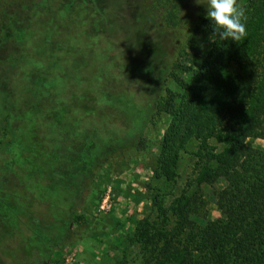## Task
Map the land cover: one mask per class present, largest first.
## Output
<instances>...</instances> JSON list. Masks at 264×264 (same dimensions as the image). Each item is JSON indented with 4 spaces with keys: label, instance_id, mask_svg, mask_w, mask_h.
I'll use <instances>...</instances> for the list:
<instances>
[{
    "label": "trees",
    "instance_id": "1",
    "mask_svg": "<svg viewBox=\"0 0 264 264\" xmlns=\"http://www.w3.org/2000/svg\"><path fill=\"white\" fill-rule=\"evenodd\" d=\"M77 1L72 0L74 7ZM91 2V15L99 14L97 19L105 22L115 73L143 87L139 102L125 94L130 107L126 116L136 126L128 134L123 128H101L105 140L92 138L89 161L70 166L72 170L60 164L63 158L48 161L45 174L65 168L57 177L74 189L72 204L54 220L32 190L30 195L4 187L10 172L22 179L25 164L36 158L21 147L15 123L25 118L6 99L7 107L0 111V211L6 208L13 218L9 223L0 216V264H9V259L17 260L15 264H58L63 248L77 243L75 226L97 206L81 197L88 171L95 175L115 154L130 156L132 163L155 155L153 176L172 183L180 153L190 142L195 143L196 161L189 185L195 190H182L167 201L151 186V211L131 221L125 234L137 250L113 264H264V148L247 144L249 138L264 140V0H238L247 15L244 40L211 41L201 57L189 62L184 57L195 36L213 34L204 5H195V0H105L103 9L98 0ZM120 32L122 47L116 43ZM168 42L174 56L168 54ZM19 59L12 55L11 66ZM1 79L0 73L2 84ZM108 96L109 108L117 113L111 107L114 95ZM92 130L97 131L94 124ZM217 183L222 185L215 187ZM203 185L213 187L217 217L210 216ZM26 195L27 205L23 201L16 209L15 199Z\"/></svg>",
    "mask_w": 264,
    "mask_h": 264
},
{
    "label": "rangeland",
    "instance_id": "2",
    "mask_svg": "<svg viewBox=\"0 0 264 264\" xmlns=\"http://www.w3.org/2000/svg\"><path fill=\"white\" fill-rule=\"evenodd\" d=\"M78 1L74 7L72 0H0V73L3 77L0 111L6 109L7 99L9 105L23 115V123L20 124V120L15 123L18 140L25 152L36 155L25 164L26 173L22 179L10 172L4 187L14 193L30 194L32 190L37 198L43 199L41 203L47 206L46 214L54 220L63 216L64 209L72 204L74 189L57 177L65 168L51 169L45 174L48 161L63 158L60 164L68 166L66 171L72 170L74 167L70 166L89 161L92 138L99 142L105 140L101 128L112 126L129 132L130 127L136 125H130L126 116L125 109L129 105L124 102L125 94L139 102L143 91L140 83L126 82L128 80H122L121 75L115 73L109 59L112 44L104 32V20L97 19L99 14L91 15L94 10L91 0L89 3ZM98 2L103 6L105 0ZM118 22L121 25L122 18ZM98 30L101 32L94 33ZM210 42L208 33L197 34L188 46L184 61L201 57ZM116 43L122 47L121 32L117 34ZM170 51L168 42V54L174 56ZM12 55L20 58L15 67L11 66ZM168 86L174 88L169 81ZM108 95H114L111 107L117 113L109 108ZM81 111L86 117H79ZM93 111L96 112L94 117L87 116ZM93 124L97 131L92 130ZM247 144L264 148L263 139L249 138ZM194 150L195 143L190 142L180 153L178 177L172 183L153 176L155 155L132 163L130 156L115 154L102 169L94 172L95 175L88 171L90 180L82 187L81 197L85 203L94 201L97 206L86 214L87 220L82 225L75 226L77 243L63 248L58 264H113L124 254L133 256L137 248L127 243L125 234L132 227L131 221L151 211L150 187H158L167 201L182 190H195V186L189 185L194 175ZM221 185L217 183L215 187ZM201 190L207 199L210 216H219L212 196L213 187L203 185ZM22 197L24 200L15 199L16 209L23 201L27 205L28 195ZM12 213L2 207L0 216L11 223ZM56 224L55 221L53 229ZM16 262L9 259V264ZM23 264L28 263L25 260Z\"/></svg>",
    "mask_w": 264,
    "mask_h": 264
},
{
    "label": "clouds",
    "instance_id": "3",
    "mask_svg": "<svg viewBox=\"0 0 264 264\" xmlns=\"http://www.w3.org/2000/svg\"><path fill=\"white\" fill-rule=\"evenodd\" d=\"M206 7V19L211 21L212 42L232 40L241 42L247 37L246 10L238 0H195Z\"/></svg>",
    "mask_w": 264,
    "mask_h": 264
}]
</instances>
